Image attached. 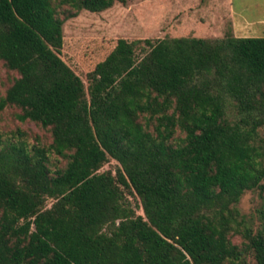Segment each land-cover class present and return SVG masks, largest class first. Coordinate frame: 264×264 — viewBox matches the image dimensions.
<instances>
[{"label":"trees","instance_id":"trees-1","mask_svg":"<svg viewBox=\"0 0 264 264\" xmlns=\"http://www.w3.org/2000/svg\"><path fill=\"white\" fill-rule=\"evenodd\" d=\"M117 1L0 0V109L52 135L0 132V264H264V38L120 39L87 88L64 25Z\"/></svg>","mask_w":264,"mask_h":264},{"label":"rangeland","instance_id":"rangeland-1","mask_svg":"<svg viewBox=\"0 0 264 264\" xmlns=\"http://www.w3.org/2000/svg\"><path fill=\"white\" fill-rule=\"evenodd\" d=\"M228 1L217 5L224 8ZM240 22L245 21V31L238 37L264 38V0H232ZM211 0H118L114 7L101 12L83 11L64 25L62 58L89 87V74L115 49L120 39L159 40L166 37L215 38L228 35L229 28L221 29ZM244 19V20H243ZM18 77L0 60V100ZM20 109H0V132L12 139L27 140L30 144L52 143L51 132L40 125L18 119ZM22 134V135H21ZM119 163L112 160L101 172L116 174ZM134 206L140 203L131 196ZM54 200L47 202L52 207ZM261 205L258 192H248L240 205L243 213L257 214ZM138 213L143 215L140 209ZM259 224V220H256ZM250 264H256L251 259Z\"/></svg>","mask_w":264,"mask_h":264},{"label":"crops","instance_id":"crops-1","mask_svg":"<svg viewBox=\"0 0 264 264\" xmlns=\"http://www.w3.org/2000/svg\"><path fill=\"white\" fill-rule=\"evenodd\" d=\"M221 1L222 0H211L214 5L213 10H215L217 14V19L219 21L218 24L220 25L221 29H224L226 27L229 28V30H231L230 33H233L234 36L238 37L240 33L245 31L244 27L246 23L245 21L240 22V20L238 19L237 11L232 0L228 1L227 5L224 8L217 5V3Z\"/></svg>","mask_w":264,"mask_h":264}]
</instances>
